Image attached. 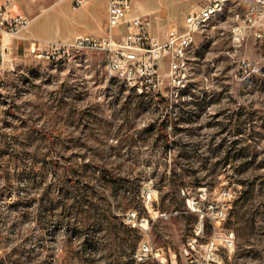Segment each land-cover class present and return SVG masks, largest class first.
<instances>
[{
    "label": "rangeland",
    "instance_id": "obj_1",
    "mask_svg": "<svg viewBox=\"0 0 264 264\" xmlns=\"http://www.w3.org/2000/svg\"><path fill=\"white\" fill-rule=\"evenodd\" d=\"M206 1L135 9L163 34ZM235 4L200 28L176 95L165 77L140 95L100 52L0 55V264H264V40L235 39ZM144 242L159 258L136 260Z\"/></svg>",
    "mask_w": 264,
    "mask_h": 264
},
{
    "label": "built area",
    "instance_id": "obj_2",
    "mask_svg": "<svg viewBox=\"0 0 264 264\" xmlns=\"http://www.w3.org/2000/svg\"><path fill=\"white\" fill-rule=\"evenodd\" d=\"M91 1L72 0V7L77 10ZM217 4H220V0H207L200 10L189 13L182 25L169 29L161 40L153 33L154 21L151 17L130 15L132 0H108V30L105 36H77L70 42H34L27 54L37 60L52 59V63L59 64L68 61L74 52L104 53L111 74L118 75L125 84L133 83L140 95L148 94L145 93V85H154V93L159 97L164 77L172 89L175 83H185L186 89L189 79L186 75L187 67H180V47L194 51L200 25L205 24L206 15L212 14ZM235 5L243 6V13H233L232 7L228 10L238 22L234 28L235 39L243 40L246 31L250 30L256 39L264 40V0H236ZM12 8V0L0 6V35L23 39L31 18L14 13ZM163 62L168 66L165 74L160 73ZM173 94L176 95V92L172 91ZM124 221L134 228H146L137 218L136 212L126 213ZM227 243L232 245V240L228 239ZM188 245L195 248L194 242ZM159 256L158 250L144 242L135 258L142 262Z\"/></svg>",
    "mask_w": 264,
    "mask_h": 264
},
{
    "label": "crops",
    "instance_id": "obj_3",
    "mask_svg": "<svg viewBox=\"0 0 264 264\" xmlns=\"http://www.w3.org/2000/svg\"><path fill=\"white\" fill-rule=\"evenodd\" d=\"M9 0H0V6ZM12 0L13 12L31 18L29 27L24 31L23 39L12 36L6 38L0 35V55L11 50L15 54L25 57L29 47L34 42L57 43L70 42L77 36L103 37L108 30V0H92L86 6L75 10L72 0H49L38 3L35 0ZM36 3H33V2ZM132 0L130 15H144L145 11L135 9ZM27 7L31 11H27ZM97 11V12H96ZM177 26V25H176ZM179 26V25H178ZM168 31V30H167ZM167 31L154 35L163 40ZM5 44L9 48H5Z\"/></svg>",
    "mask_w": 264,
    "mask_h": 264
},
{
    "label": "bare ground",
    "instance_id": "obj_4",
    "mask_svg": "<svg viewBox=\"0 0 264 264\" xmlns=\"http://www.w3.org/2000/svg\"><path fill=\"white\" fill-rule=\"evenodd\" d=\"M230 0H220V4L213 9L212 14H207L205 17V24L200 25V28L210 23L214 20L218 15L223 13L227 8ZM52 62V59H43ZM190 51H188V47H180V67L186 68L187 79L190 77ZM149 91L154 92V85H146ZM185 88V83H175L173 84V91L179 92L180 90Z\"/></svg>",
    "mask_w": 264,
    "mask_h": 264
},
{
    "label": "trees",
    "instance_id": "obj_5",
    "mask_svg": "<svg viewBox=\"0 0 264 264\" xmlns=\"http://www.w3.org/2000/svg\"><path fill=\"white\" fill-rule=\"evenodd\" d=\"M162 133H163V131L162 130H160ZM108 177H110L112 180H114V181H116L117 179H118V177L117 176H113V175H111V173L110 172H108L107 171V169L106 168H100Z\"/></svg>",
    "mask_w": 264,
    "mask_h": 264
}]
</instances>
